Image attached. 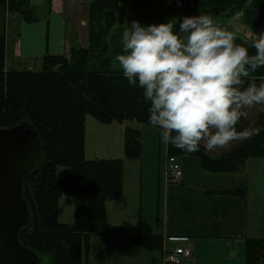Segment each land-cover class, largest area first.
Here are the masks:
<instances>
[{
    "label": "trees",
    "instance_id": "obj_1",
    "mask_svg": "<svg viewBox=\"0 0 264 264\" xmlns=\"http://www.w3.org/2000/svg\"><path fill=\"white\" fill-rule=\"evenodd\" d=\"M123 1L90 0L87 46H71L68 56L45 55L38 62L39 70L6 69L5 39L0 34V129L26 123L37 131L42 144L40 161L23 179L31 226L17 234L19 243L40 262L49 257L52 264H88L92 238L120 231L107 222L106 204L121 198L123 159L87 160L84 143L87 115L102 124L135 121L151 126L150 101H145L141 88L129 86L118 64L113 65L122 52L118 37L123 32L116 36L111 32ZM180 4L167 0L172 17L210 14L228 20L240 13L251 34L264 32V0H180ZM4 7L26 22L35 20L28 0H0V8ZM235 42L247 47L250 55L255 53L251 39L237 35ZM261 82L264 67L247 81ZM256 126L264 128V114L257 117ZM166 147L168 156L198 157L205 173L240 174L248 159L264 158V131L220 157L210 156L203 148L185 153L171 144ZM123 154L127 160L140 158L139 130L125 128ZM57 167L68 168V177L57 179ZM64 197L73 201L71 224L58 222V201ZM130 238L139 248L160 255L161 236L134 234ZM244 245L245 264H264V238H248Z\"/></svg>",
    "mask_w": 264,
    "mask_h": 264
},
{
    "label": "crops",
    "instance_id": "obj_2",
    "mask_svg": "<svg viewBox=\"0 0 264 264\" xmlns=\"http://www.w3.org/2000/svg\"><path fill=\"white\" fill-rule=\"evenodd\" d=\"M89 1L28 0L35 15L32 22L8 13L6 7L0 8L6 69L11 70L8 60L12 67L20 68L26 60L40 61L45 55L68 56L71 46L85 48L87 35L82 39L79 30L86 27ZM84 7L86 12L82 17ZM36 63L31 62L27 69H34ZM242 143H236L226 152L207 153L220 157ZM114 148L116 155L108 159H123L120 146L114 145ZM167 156L166 152L164 177L162 184L158 178L157 191L151 174L140 175L129 185L122 177L121 198L106 204L107 222L120 231L92 238L88 264H162L164 252L178 245L188 246L192 252L191 259L183 264H245V240L264 238V164H259L252 175L247 167L252 158L246 161L244 172L240 174L205 173L198 157H176L182 176L178 182L170 183L166 179ZM143 177L145 189L140 184ZM259 203L261 206L257 207ZM134 234L161 236L160 255L136 246L130 238ZM104 242L108 244L101 250ZM114 242L127 245L114 246Z\"/></svg>",
    "mask_w": 264,
    "mask_h": 264
},
{
    "label": "clouds",
    "instance_id": "obj_3",
    "mask_svg": "<svg viewBox=\"0 0 264 264\" xmlns=\"http://www.w3.org/2000/svg\"><path fill=\"white\" fill-rule=\"evenodd\" d=\"M129 26L113 65L143 90L148 122L161 129L164 144L185 153L226 152L264 131L255 123L264 114V82L247 83L264 67V32L251 35L250 55L234 31L206 14Z\"/></svg>",
    "mask_w": 264,
    "mask_h": 264
},
{
    "label": "rangeland",
    "instance_id": "obj_4",
    "mask_svg": "<svg viewBox=\"0 0 264 264\" xmlns=\"http://www.w3.org/2000/svg\"><path fill=\"white\" fill-rule=\"evenodd\" d=\"M90 2V1H89ZM86 7V4H85ZM84 7L83 13L86 12ZM167 10V11H166ZM210 15V14H207ZM212 16V15H210ZM213 17V16H212ZM86 18V15H85ZM173 18L167 9V0H124L121 3V11L117 15V22L114 25L111 35L116 36L117 32H124V30L130 27V23L133 20L140 22L143 25L150 24H160L166 23L169 19ZM179 21L180 17H175ZM214 21L220 26L234 31L245 41H248L251 37V32L243 25L241 20V14L236 13L234 16L228 20L214 18ZM87 24V21H86ZM3 27V16L0 15V29ZM175 30H179V22L175 25ZM80 36L84 39L87 35V26H83L79 30ZM122 41V36L118 37ZM75 47V46H74ZM37 62L34 66L35 70L40 69L39 61L31 59L26 60V64H22L20 68H14L10 65V60H8V67L10 69H24L28 68V64L31 62ZM33 67V66H31ZM257 121V118H256ZM255 121V123H256ZM136 128L140 131V141H141V156L138 159L127 160L123 158V178L126 183L137 179L140 175L148 176L153 175L154 188L157 191L158 181L160 179V184H162V178L164 177V158L166 156L164 144L160 138L161 129H157L148 125L140 124L135 121H127L123 124L113 122L111 124H102L87 115L85 117V158L91 160L93 158H110L116 155L117 149L114 148L120 146V154H123V139L124 130L122 128ZM121 137L122 140H119ZM245 142V141H243ZM211 153V152H209ZM124 156V154H123ZM264 158H252L248 161V173L250 175L254 174L259 164H264ZM262 175H264V165L262 166ZM56 177L59 180L68 177V168L57 167ZM140 181L142 188L145 189V180ZM159 178V179H158ZM151 182V180L149 181ZM261 203L257 204L260 207ZM73 201L71 198H60L58 201V222L62 224H71L73 222ZM264 237V236H263ZM108 242L101 244L100 249L103 250ZM118 244H123L126 246L125 242H114V246ZM112 248V246H110ZM41 264H52L49 257H44L41 259Z\"/></svg>",
    "mask_w": 264,
    "mask_h": 264
},
{
    "label": "water",
    "instance_id": "obj_5",
    "mask_svg": "<svg viewBox=\"0 0 264 264\" xmlns=\"http://www.w3.org/2000/svg\"><path fill=\"white\" fill-rule=\"evenodd\" d=\"M42 157L37 131L26 123L0 129V264H40L39 258L22 246L18 231L30 228L28 204L23 197V179Z\"/></svg>",
    "mask_w": 264,
    "mask_h": 264
},
{
    "label": "built area",
    "instance_id": "obj_6",
    "mask_svg": "<svg viewBox=\"0 0 264 264\" xmlns=\"http://www.w3.org/2000/svg\"><path fill=\"white\" fill-rule=\"evenodd\" d=\"M182 176L181 166L176 157L168 156L166 160L167 182L176 183ZM192 252L188 246L178 245L173 249L164 252L162 264H183L191 259Z\"/></svg>",
    "mask_w": 264,
    "mask_h": 264
},
{
    "label": "flooded vegetation",
    "instance_id": "obj_7",
    "mask_svg": "<svg viewBox=\"0 0 264 264\" xmlns=\"http://www.w3.org/2000/svg\"><path fill=\"white\" fill-rule=\"evenodd\" d=\"M41 264V263H40Z\"/></svg>",
    "mask_w": 264,
    "mask_h": 264
}]
</instances>
